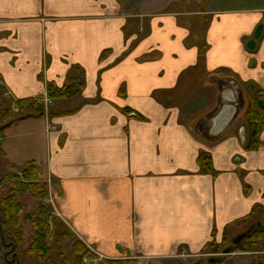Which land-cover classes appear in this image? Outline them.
I'll return each instance as SVG.
<instances>
[{"label":"crops","instance_id":"0c3cea01","mask_svg":"<svg viewBox=\"0 0 264 264\" xmlns=\"http://www.w3.org/2000/svg\"><path fill=\"white\" fill-rule=\"evenodd\" d=\"M186 1L0 0V85L45 111L0 133V159L36 163L47 208L99 264L264 256V241L222 258L206 250L244 235L257 206L264 226V128L247 150L243 114L247 90L264 96V0L205 11ZM70 78L75 96L46 98Z\"/></svg>","mask_w":264,"mask_h":264},{"label":"trees","instance_id":"16d2710c","mask_svg":"<svg viewBox=\"0 0 264 264\" xmlns=\"http://www.w3.org/2000/svg\"><path fill=\"white\" fill-rule=\"evenodd\" d=\"M46 95L48 99H65L75 96L81 89V85L74 78H70L67 84L61 87L54 86L49 83L46 85ZM246 105L244 115L247 121L248 136L245 142V148L247 150L255 149L258 145L259 133L264 128V96L260 90L250 89L246 94ZM18 112L24 111L25 114H20L17 119L26 116H41L45 113L44 106L36 99H22L14 102ZM14 121V120H13ZM12 121V122H13ZM11 123V122H10ZM8 123L1 128L0 133L6 130L10 125ZM4 154L0 149V157ZM197 162L200 168L205 172H212L211 158L209 153L203 151L199 152ZM38 167L36 163H27L20 171L21 176L14 175V180L10 181L12 185L9 195L6 197H0V253L3 254L5 245L11 244L18 250L19 255L22 256L20 250L21 241V229L17 220L21 207L17 202L20 193L30 192L32 195H37L41 198L47 197L48 185L45 182L40 181L38 174ZM261 207L257 206L250 211L243 220L250 222L251 227L242 234L240 240L233 243V238H227L223 236L222 241L216 243L211 241L208 244L207 253L219 255L220 258L224 257L225 249L229 252L233 251H256L260 246V243L264 241V226L257 224L258 217L261 214ZM26 219L31 222L34 229V237L29 240V247L26 251L39 260H47L48 247L45 245V236L50 233L53 237L56 246L61 240L71 239L73 234L69 232L67 224L60 219V217L52 214L50 208H47L42 202H38L34 212L27 214ZM255 223V224H254ZM71 233V234H70ZM58 243V244H57ZM60 245V244H59ZM10 247V245H8ZM71 260L76 264H83L84 258H96L97 256L88 248V246L81 240L77 239L71 246ZM2 257V256H1ZM0 257V259H1ZM209 258V257H208ZM212 258V257H210ZM209 258V259H210ZM208 259V261H209ZM252 264H264V256L253 259ZM106 264H128L121 260H106Z\"/></svg>","mask_w":264,"mask_h":264},{"label":"rangeland","instance_id":"374dc122","mask_svg":"<svg viewBox=\"0 0 264 264\" xmlns=\"http://www.w3.org/2000/svg\"><path fill=\"white\" fill-rule=\"evenodd\" d=\"M257 2L256 0H215L214 4L218 7H223L225 5H250ZM187 3V4H186ZM185 3L186 9L197 10V11H205L211 3V0H187ZM217 79L214 80L217 83ZM216 85V84H215ZM214 85V86H215ZM11 96L6 92L4 88L0 85V130L8 123L12 122L22 113L25 114L24 111L18 112V109L14 105V100H12ZM246 120V118H245ZM247 124V121H246ZM247 127V126H246ZM248 130V127H247ZM20 168L8 167L4 164L0 159V197H6L9 195V191L12 188L10 185V181L14 180V175L21 176ZM17 202L20 205L21 212L18 216V223L21 229V241L20 250L22 252V256L20 257L21 264H76L71 260V246L73 242L77 240L76 236L71 231L70 227L67 225L69 232L73 234L71 239L61 240L60 245L56 246L53 240V237L50 233H47L45 236V245L48 249V259L39 260L33 255L29 254L26 251L29 247V240L34 237V229L31 225V222L26 219V215L35 211L38 202H42L47 206L46 198L44 199L37 196L32 195L30 192H23L17 196ZM48 207V206H47ZM70 233V234H71ZM264 247V244H263ZM0 261H2L0 259ZM99 260H93L91 258H84L83 264H99Z\"/></svg>","mask_w":264,"mask_h":264},{"label":"flooded vegetation","instance_id":"af4514ba","mask_svg":"<svg viewBox=\"0 0 264 264\" xmlns=\"http://www.w3.org/2000/svg\"><path fill=\"white\" fill-rule=\"evenodd\" d=\"M8 245H10V247H8ZM8 245H5L7 247H5L3 254L0 253V257L2 256L0 264H21V256L19 255L18 250H16L11 244Z\"/></svg>","mask_w":264,"mask_h":264},{"label":"water","instance_id":"95a60500","mask_svg":"<svg viewBox=\"0 0 264 264\" xmlns=\"http://www.w3.org/2000/svg\"><path fill=\"white\" fill-rule=\"evenodd\" d=\"M262 27H263V22L260 23L256 28H255V31H254V35H253V38L251 40H248L247 44H246V47L250 50L254 49L255 45H256V40L260 39L261 37V34H262ZM242 236H237V238L235 240H233V243H236L238 240L241 239ZM229 253V250L228 249H225L223 251V254H228ZM213 259H209L208 262H212Z\"/></svg>","mask_w":264,"mask_h":264}]
</instances>
